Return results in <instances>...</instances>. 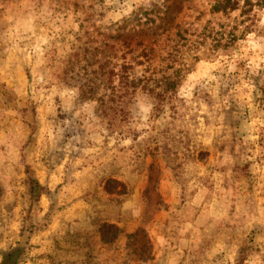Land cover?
I'll list each match as a JSON object with an SVG mask.
<instances>
[{
    "label": "rangeland",
    "instance_id": "1",
    "mask_svg": "<svg viewBox=\"0 0 264 264\" xmlns=\"http://www.w3.org/2000/svg\"><path fill=\"white\" fill-rule=\"evenodd\" d=\"M0 0V264H264V0Z\"/></svg>",
    "mask_w": 264,
    "mask_h": 264
},
{
    "label": "trees",
    "instance_id": "2",
    "mask_svg": "<svg viewBox=\"0 0 264 264\" xmlns=\"http://www.w3.org/2000/svg\"><path fill=\"white\" fill-rule=\"evenodd\" d=\"M229 3H230L229 0H226V1H224L223 3L216 2V4H214V5L212 6L211 10H212L213 12H225V11H227V10H232V9H234V7L232 6V4H231L230 7L228 6Z\"/></svg>",
    "mask_w": 264,
    "mask_h": 264
}]
</instances>
